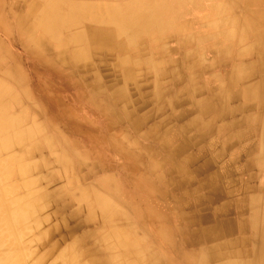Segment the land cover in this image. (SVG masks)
<instances>
[{
  "label": "crops",
  "instance_id": "1",
  "mask_svg": "<svg viewBox=\"0 0 264 264\" xmlns=\"http://www.w3.org/2000/svg\"><path fill=\"white\" fill-rule=\"evenodd\" d=\"M1 1L11 23L20 0ZM207 16L109 56L72 54L51 73L0 33L18 63L14 77L0 73V225L38 223L34 244L9 235L7 264H221L216 253L244 250L246 199L264 189V49L195 22ZM63 149L75 184L56 163Z\"/></svg>",
  "mask_w": 264,
  "mask_h": 264
},
{
  "label": "rangeland",
  "instance_id": "2",
  "mask_svg": "<svg viewBox=\"0 0 264 264\" xmlns=\"http://www.w3.org/2000/svg\"><path fill=\"white\" fill-rule=\"evenodd\" d=\"M98 2L100 3L98 4ZM95 3L98 5H96ZM134 3H137V5L141 8V16H144V19L147 21L148 28L142 31L141 30L127 31V34L120 37L121 40L124 39V42L126 41L127 47L129 45L128 44L129 42L135 43L136 41L139 40L144 41L145 38H147L148 41L150 42L152 38L166 35V31H171L173 26H175V28L180 25L188 26L192 24L193 21L192 17H194L195 15L197 17L208 15L206 19H210V20L204 21V18H202V19H196L197 21L195 22L206 23L208 21H211L210 26L216 25L218 34L223 32L226 33L229 30L233 32L235 31V29H239L240 31L239 36L241 37L246 36L244 40H246L247 37L253 39L252 44L254 45V47H256V49L259 50L261 53H263L264 0H181V1L180 0L177 1L176 0H105V1L104 0H85V1L84 0H78V1L77 0L76 1L75 0H68V1L67 0H20V14L18 13V8H16L17 12H13L10 16L12 19L11 20L12 26H10L11 23H9L8 19L5 17L3 11V7H4V3H3L2 8H0V19L2 18L0 20L1 21L0 33L4 36H12V35L16 36L20 40V45L24 48L27 55L34 60L35 68L36 69L44 68L46 72L51 73L55 63H60L61 59L63 58L72 57V54L82 53L84 51L85 53L89 54V57H91L95 54L97 55L103 54L105 56H109L111 54H114V52H119L120 50L114 49L115 47H113V43L117 42L118 37L116 38L114 36L115 33H114L113 24L110 23V15H112L113 10H121V11L127 10L129 9V6ZM77 5L79 6L77 7ZM166 5L167 6L169 5L168 8ZM205 5L211 7L213 11L193 12L194 9H199L201 7H204ZM47 9H50L51 12H53L55 15L59 17H67L71 13L74 16L78 14V16L76 17L73 26L72 25L68 26L67 22L66 24L63 23L58 26H53L49 29L48 31L49 34L47 35L46 32L41 31L45 26L43 24L40 25L39 23L40 20H38L39 18L42 19L44 14H46L47 11H49ZM82 9L85 10V12L82 11ZM39 10L41 11V13ZM154 10L157 13H155ZM78 12L79 13L81 12L84 16H81V13L79 15ZM41 15L43 16L41 17ZM22 21L24 24L22 23ZM178 22H180L181 24H178ZM227 34L228 36L230 35L229 32ZM104 35L105 37L108 36V38H105V40H104ZM75 36L81 38V41L80 42L77 41V43L72 42V38ZM230 37L232 36L230 35ZM86 39L89 41H87ZM34 42L36 43L34 44ZM110 43L112 44L110 45ZM236 46L238 45L235 44L233 48H236ZM121 49L122 51L125 50L122 47ZM245 50H247V47L243 48L240 51V53H243ZM12 56L14 57V55L9 51V47L6 44H4V42L0 39V73L4 76L7 75L6 77H14L15 73L18 70L17 60L15 57L13 58ZM7 59H11V60L14 59L13 64L9 67H6L5 61ZM7 69L9 70L7 71ZM19 79H20V84H22L25 81L24 77H19ZM37 87L38 88L41 87L40 79L38 80ZM54 130L59 132L57 129ZM67 145L68 148L73 147L72 143H69ZM59 147H57V150H59ZM37 150L38 147L34 146V151ZM68 151L69 150H66L65 152L63 149L60 155H58L56 163L61 165L62 167L61 172L62 175L66 177L67 184H73V183L75 184L76 181L77 180L80 181L82 177H79V171H80L79 167H75L76 165L73 167L70 164L69 161H73V160H69L67 155ZM70 153L71 156L70 155L69 156L74 158V153L72 152ZM76 163L77 161L75 162V164ZM43 174L47 177V180L50 176H54L56 179L60 178V173L54 174L51 172L49 173V171H46V173ZM43 181L40 183L41 185L43 184ZM68 188H71V186H68ZM53 194L54 191H52V195ZM249 199L251 200V202H250V206L247 207L251 215V219L256 218L258 221V227L264 228V189H261V191L255 193V195L253 194L250 195L246 200ZM246 203H248V201ZM254 237L255 236H253V238ZM250 238H252V234ZM252 243L254 244L256 242L253 241Z\"/></svg>",
  "mask_w": 264,
  "mask_h": 264
},
{
  "label": "bare ground",
  "instance_id": "3",
  "mask_svg": "<svg viewBox=\"0 0 264 264\" xmlns=\"http://www.w3.org/2000/svg\"><path fill=\"white\" fill-rule=\"evenodd\" d=\"M68 1V0H67ZM76 1V0H75ZM78 1V0H77ZM85 1V0H84ZM105 1V0H104ZM177 1V0H176ZM181 1V0H180ZM38 2V1H37ZM131 2V1H130ZM68 3V2H67ZM100 2H98V4H99ZM147 3V2H146ZM80 4V3H79ZM96 4V3H95ZM94 4V5H95ZM98 4H96V5H98ZM107 4V3H106ZM127 4V3H126ZM149 4V3H148ZM161 4V3H160ZM163 4V3H162ZM167 4H169V3H167ZM187 4H188V2H187ZM46 5V4H45ZM81 5V4H80ZM91 5V4H90ZM93 5V6H94ZM105 5V4H104ZM183 5H184V3H183ZM186 5V4H185ZM194 5H195V3H194ZM79 5H77V7H78ZM82 6H83V3H82ZM86 6H87V4H86ZM108 6H109V4H108ZM107 6V7H108ZM147 6V5H146ZM163 6V5H162ZM167 6V5H166ZM169 6V5H168ZM168 6H167V8H168ZM197 6V5H196ZM257 6H259V5H257ZM256 6V7H257ZM65 7V6H64ZM113 7H114V5H113ZM126 7V6H125ZM151 7H152V4H151ZM153 7H155V6H153ZM71 8V7H70ZM83 8V7H82ZM91 8H93V7H91ZM90 8V9H91ZM103 8V7H102ZM166 8V7H165ZM193 8V7H192ZM259 8V7H258ZM44 9V8H43ZM73 9V8H72ZM87 9H88V7H87ZM144 9V8H143ZM150 9V8H149ZM41 10V9H40ZM39 10V11H40ZM47 10H49V11H47V13L46 14H44V16L43 15H41V17H42V19H38V20H40V25H44L45 27H43V29L41 30V31H43V32H46L47 33V35L49 34L48 33V31H49V29L51 28V27H53V26H58V25H61V24H66V22H67V25L68 26H73L74 24V21L76 20V17L78 16V14L77 13H75V14H77V15H72V13L71 14H69L67 17H59V16H57V15H55L53 12H51V10L50 9H47ZM76 10V9H75ZM74 10V11H75ZM145 10V9H144ZM148 10V9H147ZM146 10V11H147ZM38 11V12H39ZM71 11V10H70ZM80 11V10H79ZM82 11H84L85 12V10H83L82 9ZM100 11V10H99ZM105 11H107V10H105ZM126 11V12H125ZM149 11V10H148ZM147 11V12H148ZM166 11H168V10H166ZM169 11H171V10H169ZM37 12V13H38ZM72 12V11H71ZM87 12H88V10H87ZM91 12V11H90ZM97 12V11H96ZM154 12H155V10H154ZM165 12V11H164ZM164 12H163V15H164ZM40 13H41V11H40ZM79 13V12H78ZM81 13V12H80ZM80 13H79V15H80ZM99 13V12H98ZM155 13H157V12H155ZM158 13H159V11H158ZM161 13V12H160ZM63 14V13H62ZM88 14V13H87ZM86 14V15H87ZM168 14V13H167ZM85 15V16H86ZM108 15V14H107ZM81 16H84L82 13H81ZM99 16V15H98ZM162 16V15H161ZM107 17V16H106ZM34 18V17H33ZM80 18V17H79ZM91 18V17H90ZM2 19V18H1ZM0 19V20H1ZM27 20H28V18H27ZM92 20V19H91ZM1 22V21H0ZM26 22V21H25ZM36 22V21H35ZM22 23H23V21H22ZM76 23V22H75ZM79 23V22H78ZM101 23V22H100ZM110 23L111 24H113V28H114V36L117 38L118 37V39H117V42H114L113 43V47H115V48H117V49H119L120 51H122V49H121V47L122 48H125V44H126V41L124 42V39L123 40H121L120 39V37H122V36H124L125 34H127V31H136V30H146L147 28H148V24H147V21L144 19V16H141V8L138 6V5H136V6H133V7H131L130 8V10L129 9H127V10H113L112 11V15H110ZM187 23V22H186ZM24 24V23H23ZM26 24V23H25ZM189 24V23H188ZM27 25V24H26ZM36 25H39V24H36ZM1 26V25H0ZM66 26V25H65ZM36 27V26H35ZM40 27V26H39ZM42 27V26H41ZM47 27V28H46ZM3 29V28H2ZM1 29V30H2ZM12 29V28H11ZM36 31V30H35ZM2 32V31H1ZM5 32V31H4ZM50 32H51V30H50ZM6 33H8V32H6ZM12 34V33H11ZM45 34V33H44ZM50 34H52V33H50ZM18 35V34H17ZM24 35V34H23ZM185 37V36H184ZM105 38H108V36L107 37H105V35H104V40H105ZM60 39V38H59ZM111 39H112V37H111ZM38 40V39H37ZM40 40V39H39ZM62 40V39H61ZM87 40V39H86ZM139 40V39H138ZM77 41H81V38H79L78 36H75V37H73L72 38V42H74V43H77ZM87 41H89V40H87ZM113 42V41H112ZM36 42H34V44H35ZM59 43H61V42H59ZM71 43V42H70ZM130 43V42H129ZM112 43H110V45H111ZM60 45V44H59ZM108 45H109V43H108ZM41 46V45H40ZM85 46V45H84ZM86 47V46H85ZM42 48V47H41ZM6 49V48H5ZM38 49H40V48H38ZM54 49V48H53ZM84 49V48H83ZM98 49V48H97ZM104 49H106V48H104ZM43 50V49H42ZM76 51V50H75ZM79 51V50H78ZM89 51V50H88ZM95 51H97V50H95ZM104 51V50H103ZM118 51V50H117ZM81 52V51H80ZM92 52V51H91ZM9 53V52H8ZM44 53V52H43ZM83 53H85L84 51L82 52V54ZM10 54V53H9ZM82 54H80V55H82ZM85 55V54H84ZM83 55V56H84ZM69 56V55H68ZM13 57V56H12ZM85 57V56H84ZM238 57V56H237ZM14 58V57H13ZM4 60V59H3ZM14 62V61H13ZM58 62H59V60H58ZM66 62V61H65ZM256 65V64H255ZM189 66V65H188ZM12 70V69H11ZM14 70V69H13ZM12 72V71H11ZM205 74V73H204ZM232 74V73H231ZM257 74V73H256ZM7 76V75H6ZM158 77V76H157ZM257 87H258V84H257ZM247 90H248V88H247ZM246 90V91H247ZM251 90V89H250ZM251 94V93H250ZM9 95V94H8ZM6 96V95H5ZM4 99V98H3ZM2 100V99H1ZM2 102V101H1ZM2 107H4V106H2ZM264 109V108H263ZM262 111H264V110H262ZM1 116V115H0ZM263 116H264V113H263ZM16 126V125H15ZM24 126V125H23ZM17 127V126H16ZM15 127V128H16ZM21 127V126H20ZM191 127V126H190ZM24 131V130H23ZM263 131H264V126H263ZM19 132V131H18ZM8 133V132H7ZM261 134H262V132H261ZM5 134H3V136H4ZM24 138V135H22V133H20V143H21V141H22V139ZM5 139V138H4ZM39 139V138H38ZM1 140V139H0ZM2 141V140H1ZM10 142V141H9ZM4 145H6V144H4ZM9 145V144H8ZM9 146H11V145H9ZM50 146V145H49ZM68 146V145H67ZM72 146V145H71ZM115 146V145H114ZM1 149V148H0ZM21 149H22V147H21ZM9 150V149H8ZM55 150V149H54ZM2 151V150H1ZM9 152V151H8ZM3 153V152H2ZM20 153V152H19ZM27 153V152H26ZM11 155H12V152H11ZM17 155V154H16ZM15 155V156H16ZM25 155V154H24ZM1 156V155H0ZM14 156V155H13ZM69 156V155H68ZM26 158V157H25ZM24 160V159H23ZM11 161V160H10ZM14 161V160H13ZM61 161H62V159H61ZM19 162V161H18ZM22 163H24V162H22ZM26 163V162H25ZM24 163V164H25ZM15 166V165H14ZM17 166H18V164H17ZM8 167H9V165H8ZM13 167V166H12ZM11 168V167H10ZM26 168V167H25ZM41 168V167H40ZM2 169H3V167H2ZM21 169V168H20ZM11 171V170H10ZM24 171V170H23ZM26 171V170H25ZM18 172V171H17ZM10 173V172H9ZM21 173H22V171H21ZM28 177V176H27ZM5 178H6V173L4 172V171H1L0 172V183H1V181L3 182V180H5ZM20 178V177H19ZM24 178H26V177H24ZM43 178V177H42ZM27 179V178H26ZM16 180V179H15ZM24 180V179H23ZM29 180V179H28ZM31 180V179H30ZM29 180V181H30ZM43 181V180H42ZM31 182V181H30ZM34 182H35V180H34ZM26 183V182H25ZM32 183V182H31ZM36 183V182H35ZM12 184V183H11ZM22 184V183H21ZM20 184V185H21ZM10 187V186H9ZM28 187V186H27ZM15 188V187H14ZM13 188V189H14ZM31 187H29V189H30ZM22 190H23V187H22ZM25 190V189H24ZM33 190V189H32ZM81 190V189H80ZM7 191V190H6ZM28 191V190H27ZM24 192V191H23ZM44 193V192H43ZM41 194V193H40ZM23 195V194H22ZM38 195V194H37ZM57 195V194H56ZM20 196V195H19ZM21 197V196H20ZM54 197V196H53ZM10 198V197H9ZM28 198V197H27ZM82 198V197H81ZM12 199V198H11ZM14 199V198H13ZM33 199H35V198H33ZM39 199V198H38ZM1 200V199H0ZM94 200V199H93ZM9 201V200H8ZM95 202V201H94ZM24 203V202H23ZM104 204H105V202H103ZM102 203V204H103ZM45 204V203H44ZM43 204V205H44ZM99 204V203H98ZM107 204H110V202L109 203H107ZM8 205V204H7ZM111 205V204H110ZM1 206V205H0ZM3 206V205H2ZM18 206V205H17ZM29 206V205H28ZM92 206V205H91ZM98 206V205H97ZM107 206V205H106ZM114 206V205H113ZM215 206V205H214ZM32 207V206H31ZM100 207V206H99ZM9 208V207H8ZM16 208V211H17V207H15ZM24 208V207H23ZM109 208V207H108ZM25 209V208H24ZM27 209V208H26ZM34 209V208H33ZM33 209H31V210H33ZM100 209H101V207H100ZM110 209V208H109ZM13 210H14V208H13ZM28 210V209H27ZM26 210V211H27ZM110 210H112V209H110ZM18 211H19V209H18ZM114 211V210H113ZM4 212V211H3ZM62 212V211H61ZM88 212V211H87ZM101 212V211H100ZM104 212V211H103ZM106 212V211H105ZM112 212V211H111ZM25 213V212H24ZM35 213V212H34ZM110 213V212H109ZM113 213V212H112ZM22 214V213H21ZM27 214V213H26ZM105 214V213H104ZM108 214V213H107ZM8 215V214H7ZM19 215V214H18ZM75 215V214H74ZM27 216V215H26ZM32 216V215H31ZM31 216H29V214H28V217H25L24 216V214L23 215H19V216H12V215H10V216H8V218H7V225H0V236L1 237H3L2 239L4 240V242H0V252H2V251H4L5 250V247H8V245L11 243V240L13 239H11V237H9V235L11 234L12 236H13V234H14V236H15V238L17 239V240H19L20 241V244H21V240H22V242L24 241L25 242V244L26 245H30V244H34V243H36V239H34V236H35V231L33 230L34 228H36V226L38 225V223L36 222V221H33L32 219H31ZM34 216H36V215H34ZM100 216H101V214H100ZM106 216V215H105ZM111 216V215H110ZM109 216V217H110ZM5 217V216H4ZM108 217V216H107ZM34 219V218H33ZM37 219V218H36ZM109 219V218H108ZM95 220V219H94ZM251 220H253L252 221V224H251V227H252V230H253V232H252V238H245L242 242H243V244H244V247L245 248H243L244 250H242V251H235V252H233V253H231V255H229L228 256V253H225V254H223V255H220L219 253H216V255H217V257L218 258H220L219 260H221L220 261V263L221 264H264V228H262V227H258V221H257V219L256 218H252ZM4 220H2V222H3ZM102 221H104V220H102ZM210 222V221H209ZM3 224V223H2ZM17 224H20V227H22L21 229H24L25 228V231H23V233H19V232H17L16 233V231H15V228H16V226H17ZM105 224V223H104ZM249 224V223H248ZM108 225V224H107ZM106 225V226H107ZM48 227V226H47ZM107 227H109V226H107ZM39 228V227H38ZM248 228V227H247ZM109 229V228H108ZM47 230V229H46ZM249 230V229H248ZM46 235V234H45ZM109 235V234H108ZM41 236V235H40ZM253 236H255L254 238H253ZM260 236V237H259ZM1 237H0V239H1ZM111 237H112V235H111ZM256 237H257V239H256ZM258 237H259V239H258ZM42 238V237H41ZM40 238V239H41ZM115 238H116V236H115ZM119 239V238H118ZM46 240V239H45ZM15 241V240H14ZM72 241V240H71ZM256 242V243H252V242ZM95 243V242H94ZM17 244V243H16ZM51 244V243H50ZM49 244V245H50ZM111 244V243H110ZM114 244V243H113ZM40 245V244H39ZM15 246V245H14ZM107 246H108V244H107ZM132 246V245H131ZM3 247V248H2ZM70 247V246H69ZM71 248V247H70ZM104 248H105V246H104ZM27 249H30V248H27ZM63 249V248H62ZM85 249V248H84ZM47 250V249H46ZM100 250V249H99ZM102 250V249H101ZM34 251H35V249H34ZM70 251V250H69ZM72 251V250H71ZM73 252H74V250H73ZM219 252V251H218ZM13 254V251H11V250H8V252H6V253H4V252H2V253H0V264H7L6 263V261H8V260H15L16 258H15V256L14 255H12ZM27 254V253H26ZM132 254V253H131ZM22 255V254H21ZM62 255H63V253H62ZM79 255V254H78ZM86 255V254H85ZM77 256V255H76ZM75 256V257H76ZM136 256V255H135ZM20 257V256H19ZM54 257V256H53ZM52 257V258H53ZM244 257V258H243ZM87 258H88V255H87ZM86 258V259H87ZM77 259V258H76ZM136 259V258H135ZM203 259V258H202ZM21 260H23V259H21ZM89 260H91L90 258H89ZM78 261V260H77ZM85 261H87V260H85ZM129 261V260H128ZM132 261H133V259H132ZM135 261V260H134ZM84 262V261H83ZM122 262V261H121ZM124 262V261H123ZM32 263V262H31ZM44 263V262H43ZM58 263V262H57ZM88 263V262H87ZM135 263V262H134ZM56 264V263H55ZM70 264V263H69ZM77 264H78V262H77Z\"/></svg>",
  "mask_w": 264,
  "mask_h": 264
}]
</instances>
